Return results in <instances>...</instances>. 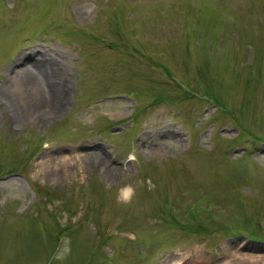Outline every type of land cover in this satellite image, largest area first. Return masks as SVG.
Returning a JSON list of instances; mask_svg holds the SVG:
<instances>
[{"label": "rangeland", "instance_id": "rangeland-1", "mask_svg": "<svg viewBox=\"0 0 264 264\" xmlns=\"http://www.w3.org/2000/svg\"><path fill=\"white\" fill-rule=\"evenodd\" d=\"M0 264H264V0H0Z\"/></svg>", "mask_w": 264, "mask_h": 264}, {"label": "bare ground", "instance_id": "bare-ground-1", "mask_svg": "<svg viewBox=\"0 0 264 264\" xmlns=\"http://www.w3.org/2000/svg\"><path fill=\"white\" fill-rule=\"evenodd\" d=\"M42 63L45 64L43 61H42ZM24 72H26V79L28 80L27 82H28L29 86L32 88H38V91L34 95L35 96V103L41 104L40 102H42L43 100L50 101L53 104L52 106L50 105L51 107H53V111L55 110V111L59 112L60 109H58V107H57L58 105H55V102L57 101V98H58L57 95H60V94L58 92V89L54 85H52V80L49 79L45 73H44L45 75H43V73L42 74L40 73L41 77H39V79L35 80L36 76H35L34 72L29 71V69H26ZM52 86H54V87L52 88ZM40 89H42L43 91H41Z\"/></svg>", "mask_w": 264, "mask_h": 264}]
</instances>
